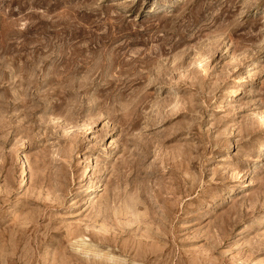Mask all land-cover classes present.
Segmentation results:
<instances>
[{"label":"rangeland","instance_id":"rangeland-1","mask_svg":"<svg viewBox=\"0 0 264 264\" xmlns=\"http://www.w3.org/2000/svg\"><path fill=\"white\" fill-rule=\"evenodd\" d=\"M0 264H264V0H0Z\"/></svg>","mask_w":264,"mask_h":264},{"label":"bare ground","instance_id":"bare-ground-1","mask_svg":"<svg viewBox=\"0 0 264 264\" xmlns=\"http://www.w3.org/2000/svg\"><path fill=\"white\" fill-rule=\"evenodd\" d=\"M258 141H260V140H258ZM258 141H257V140H252V141H251V145H252V147L257 146V145L259 144ZM249 148H250V147H249ZM87 169H88V167L85 168V172L87 171ZM88 171H89V169H88ZM199 215H200V214H199Z\"/></svg>","mask_w":264,"mask_h":264}]
</instances>
